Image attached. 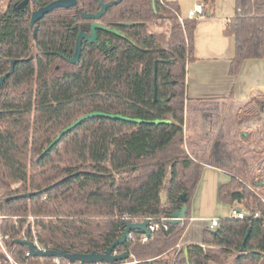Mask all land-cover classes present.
<instances>
[{
	"label": "trees",
	"instance_id": "trees-1",
	"mask_svg": "<svg viewBox=\"0 0 264 264\" xmlns=\"http://www.w3.org/2000/svg\"><path fill=\"white\" fill-rule=\"evenodd\" d=\"M20 1L8 0L0 12V77L16 61L0 87V264H80L32 257L17 241H35L44 251L103 254L127 223L141 220L159 227L144 242L142 232L131 231L114 248L129 257L116 264H264V205L233 177L218 197L230 208L241 205L242 218L220 217L199 244L186 252L178 246L203 168L183 148L196 20L180 23L174 1L122 0L98 23L127 39L98 30L99 45L83 41L78 62L69 64L82 14L115 0L55 9L35 24V37L32 10L56 0H31L16 12L12 5ZM198 1L209 15L214 0ZM223 34L234 40L231 75L245 60L264 59V0H235ZM95 112L146 123L89 118L41 155L63 129ZM154 120L171 123H147ZM183 207L184 219L173 224L172 214Z\"/></svg>",
	"mask_w": 264,
	"mask_h": 264
},
{
	"label": "crops",
	"instance_id": "crops-1",
	"mask_svg": "<svg viewBox=\"0 0 264 264\" xmlns=\"http://www.w3.org/2000/svg\"><path fill=\"white\" fill-rule=\"evenodd\" d=\"M168 1L178 3L180 16L183 18H186L187 13L200 3L198 0ZM209 13L196 19L194 61L186 65L183 143L190 157L194 151H203L209 145V156L212 162H201L203 168L191 198L188 226L178 245L183 247L199 244L204 230L212 220H218L230 214V212L225 213L224 207L227 206L220 202L218 191L221 185L229 182L233 177L226 166L230 167L234 161L227 150L225 151L220 145V138L217 139L219 136H213L215 140L211 141L210 137L214 133L211 131L207 133L210 122L204 117H197L196 114L199 112L197 108L199 106L206 108L214 104L230 110L233 106L241 105L255 95L264 97V59L245 60L236 75L230 74V64L234 56V40L226 37L223 31L226 21L235 14V0H214L213 5L209 7ZM230 113L220 120V125L224 126L223 130L226 132L217 134L223 137L226 135V142L232 131ZM202 125L205 127L203 130ZM241 138L245 140L246 134H241ZM210 142H214L213 145L211 144L212 148ZM216 147L220 150L218 160L215 154ZM263 182L264 180L255 183L254 186L264 187Z\"/></svg>",
	"mask_w": 264,
	"mask_h": 264
},
{
	"label": "rangeland",
	"instance_id": "rangeland-1",
	"mask_svg": "<svg viewBox=\"0 0 264 264\" xmlns=\"http://www.w3.org/2000/svg\"><path fill=\"white\" fill-rule=\"evenodd\" d=\"M7 2L8 0H0V12L5 9ZM228 109L227 107H219L214 104L206 108L199 106L197 108L199 112L196 115L198 118L204 117L205 120L207 119L210 122L207 127V130H209L207 133H210V131L214 133L210 137L212 138L211 141L215 140V136H219L217 139L220 138V145L232 156L231 158H233L234 162L231 163L230 167L227 165L226 168L228 171H231L233 178L245 185L264 205V187L254 186L255 183H260L264 180V97L255 95L245 103L235 105L230 110ZM229 112H231L232 131L226 142V135L223 137V135L217 134L226 132V130H223L224 126L220 125V120L228 116ZM201 128L202 130L205 129L204 125ZM243 133L246 134L245 140L241 138V134ZM204 143L208 144L206 141ZM212 143L214 144V142L209 143L211 148L213 147L211 146ZM208 146L203 150L204 152L200 150L194 151L191 157L193 159L196 158L195 160L199 163L212 162ZM185 152L187 153L186 150ZM241 207L240 205L238 208ZM230 210L229 206L224 207L225 213L230 212ZM230 261L229 259L224 264H229Z\"/></svg>",
	"mask_w": 264,
	"mask_h": 264
},
{
	"label": "water",
	"instance_id": "water-1",
	"mask_svg": "<svg viewBox=\"0 0 264 264\" xmlns=\"http://www.w3.org/2000/svg\"><path fill=\"white\" fill-rule=\"evenodd\" d=\"M121 1L122 0H115L112 2L105 3V4L100 2V10L97 13H95V14L83 13L82 14V19L86 21V24H84L83 30L78 34V36L76 38L75 49H74V53H73L72 58L67 59V62L69 64H75L78 62L80 55H81V46H82L83 41H86L89 44H95L96 46L99 45V43H97V35H96V32L98 30H102V31H105L107 33L113 34L117 37L127 39L125 35L118 32L116 29L103 27L102 25H100L97 22L98 19L101 18V16L105 13L107 8H109L113 5L119 4ZM154 2H155V0H152L153 6H154ZM27 3H28V0H23L20 4H18L16 6L15 11H18V10L22 11ZM76 3H77L76 0H56V1H53L46 6L39 8L38 10L34 11L31 14L30 26L32 27L36 22H38L40 19H42L44 15L52 12L55 9H58V8L68 9V8L76 6ZM124 25H131V24H124ZM35 32H36V28H34V33ZM15 63H16V61H11L9 72H7L6 74H4L3 76L0 77V87L3 84V82L6 80V78H8L13 73ZM94 117L108 118V119H112V120H121V121H125V122H131L134 124L146 123V122L141 121V120L129 119V118L122 117L119 115H108V114H103V113H98V112L86 114V115L78 118L75 122H73L71 125H69L65 129H63L55 137V139L51 142V144L44 150V152L41 155L45 154L54 144L57 143V141L64 134H66L67 132L72 130L74 127L79 125L82 121L89 119V118H94ZM147 123L159 125V124H170L171 122L168 120H154V121H150ZM23 196L26 197V196H29V194H26ZM181 199L182 200L184 199L183 195H181ZM185 214H186V207H183V208H181V210L173 213L170 220L173 224H177L184 219ZM149 223H150L149 220H143L142 222L127 223L126 229L124 230L123 235L118 240H116L112 244V246H110L108 248V250L103 254L93 252L90 254L81 255V254H66L64 252H57V251H51V250L44 251V250L35 249L31 242H28L25 240H19L17 242L21 243L23 245H26L28 248V254L32 257L65 259L69 263L79 262L80 264H100V263L116 264V263L125 261L129 257V255L127 253L116 254L114 252V248L116 246L122 244L126 240L127 236L129 235V233L131 231L137 230V231L142 232L144 235H149V231H148ZM248 234H249V231L247 232V234L244 238V242L246 241ZM184 250L186 252V247ZM243 250H244V248L241 249L242 252H243Z\"/></svg>",
	"mask_w": 264,
	"mask_h": 264
},
{
	"label": "built area",
	"instance_id": "built-area-1",
	"mask_svg": "<svg viewBox=\"0 0 264 264\" xmlns=\"http://www.w3.org/2000/svg\"><path fill=\"white\" fill-rule=\"evenodd\" d=\"M202 16H204L203 4H202V3H199V4H197L192 10H190V11L187 13L186 18H183V17L180 16V17H179V21L182 23V21H183L184 19H194V20H196L197 18L202 17ZM238 207H239V205H237V206L231 208V210H230V216H231V217L242 218V212H240V210H239ZM254 216L257 217L258 214H255ZM142 221H143V220H141V221H136V222H142ZM216 226H217V220H212V221L210 222V224H209V228H210V229H214ZM158 227H159L158 224H152V223H149L148 231H149V232H152V231L156 230ZM162 228H163L164 230H166V229H167V225L163 224V225H162ZM145 240H146V237H145V235H143V238L141 239V241L144 242ZM33 246H34V248L37 249V250H42V249L37 245V243H36L35 241L33 242ZM8 260H9L10 263H13L12 260H11L9 257H8Z\"/></svg>",
	"mask_w": 264,
	"mask_h": 264
},
{
	"label": "flooded vegetation",
	"instance_id": "flooded-vegetation-1",
	"mask_svg": "<svg viewBox=\"0 0 264 264\" xmlns=\"http://www.w3.org/2000/svg\"><path fill=\"white\" fill-rule=\"evenodd\" d=\"M23 1V0H22ZM22 1H20V2H17V3H15V4H13L12 5V9L15 11V8H16V6L18 5V4H20ZM30 2H31V0H28V3L26 4V6L25 7H27L29 4H30ZM8 3V2H7ZM6 6H7V4H6ZM6 6H5V8H6ZM25 7H24V9H25ZM41 8V7H40ZM24 9L22 10V11H24ZM39 9V8H38ZM38 9H36V10H38ZM36 10H32V12H31V14L34 12V11H36ZM18 11H20V10H18ZM17 12V11H16ZM31 14H30V18H31ZM98 22V21H97ZM37 23V22H36ZM35 23V24H36ZM35 24L31 27L30 26V21H29V26H30V28H32L33 29V31H32V34H33V37H35V35H36V32H37V30H38V28L35 26ZM84 24H86V21L84 20L82 23H80L79 24V32H78V34L83 30V26H84ZM34 28H36V32L34 33ZM78 34H77V36H78ZM77 38V37H76ZM76 41V40H75ZM98 43V42H97ZM72 58V57H71ZM70 58V59H71Z\"/></svg>",
	"mask_w": 264,
	"mask_h": 264
}]
</instances>
